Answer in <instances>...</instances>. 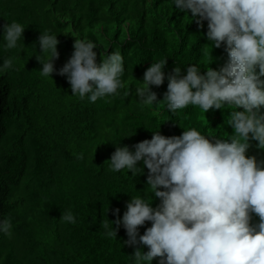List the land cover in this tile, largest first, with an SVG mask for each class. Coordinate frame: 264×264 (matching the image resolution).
<instances>
[{
	"label": "trees",
	"instance_id": "16d2710c",
	"mask_svg": "<svg viewBox=\"0 0 264 264\" xmlns=\"http://www.w3.org/2000/svg\"><path fill=\"white\" fill-rule=\"evenodd\" d=\"M198 19L173 0H0V223L12 225L11 236L0 231V264H135L136 248L148 251L142 243H127L122 217L132 197L151 198L154 209L161 199L146 183L142 160L137 167L143 171L135 176L112 170L116 148L134 152L155 131L172 137L195 128L213 142L233 132L230 106L203 113L189 105L174 113L163 99L175 67L183 76L192 65L204 74L228 62L225 45L214 47L207 20ZM12 22L25 28L8 49L4 25ZM46 32L59 41L50 77L41 75L37 59L48 58L39 46ZM75 39L97 45L98 65L111 53L122 55L123 87L115 94L94 103L72 94L59 70L70 60ZM6 59L12 67L2 70ZM162 59L164 81L150 85L158 101L145 105L136 89L147 68ZM249 142L246 155L264 161L258 142ZM68 212L75 223L62 219ZM106 222L116 229L115 238L106 235ZM251 223H259L254 213ZM148 227L151 221L138 228L137 241ZM150 264H160L159 258Z\"/></svg>",
	"mask_w": 264,
	"mask_h": 264
},
{
	"label": "clouds",
	"instance_id": "9594fccd",
	"mask_svg": "<svg viewBox=\"0 0 264 264\" xmlns=\"http://www.w3.org/2000/svg\"><path fill=\"white\" fill-rule=\"evenodd\" d=\"M180 10H190L207 20V39L213 46L225 45L228 62L215 70L207 68L200 74L197 66L187 67L181 76L180 67L168 75L164 100L171 112L198 106L203 113L213 109L232 108L227 123L233 132L227 139H208L195 128L180 136L165 137L158 131L151 139L137 143L132 152L127 146L117 147L111 156L113 171L130 170L135 176L143 169L149 175L151 193L161 199L157 208L150 200L132 197L122 223L128 235L127 243L146 245L133 253L135 264H150L159 258L160 264H264V161L246 155L250 139L264 150V0H173ZM24 26L17 22L4 25L6 47L15 48ZM56 35L39 36L42 53L48 54L41 75L50 77L57 59ZM97 45L75 39L70 60L59 70L67 75L72 94L90 102L113 95L123 87V57L111 53L99 65ZM6 59L3 69L11 68ZM166 60L152 63L143 75L136 93L145 105L157 102L150 85L163 83ZM242 109L238 111L236 109ZM163 188L164 190H159ZM119 211L118 209L116 210ZM259 223H251L252 214ZM63 220L75 223L68 212ZM151 221L137 241L138 228ZM104 223L106 235L115 238L116 229ZM121 220L115 224L119 227ZM10 221L0 223V231L11 236Z\"/></svg>",
	"mask_w": 264,
	"mask_h": 264
},
{
	"label": "rangeland",
	"instance_id": "374dc122",
	"mask_svg": "<svg viewBox=\"0 0 264 264\" xmlns=\"http://www.w3.org/2000/svg\"><path fill=\"white\" fill-rule=\"evenodd\" d=\"M180 59H181V60H180V61H181V63H186V61H185V59H184V58H182V57H181ZM190 63H193V61H191V62H190V60H189V61H188V64H190Z\"/></svg>",
	"mask_w": 264,
	"mask_h": 264
}]
</instances>
